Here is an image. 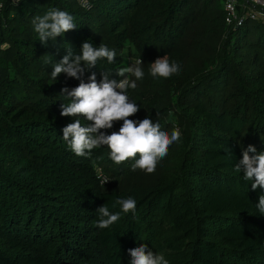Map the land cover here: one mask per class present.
<instances>
[{"label": "trees", "instance_id": "1", "mask_svg": "<svg viewBox=\"0 0 264 264\" xmlns=\"http://www.w3.org/2000/svg\"><path fill=\"white\" fill-rule=\"evenodd\" d=\"M50 8L77 28L45 46L32 20ZM85 41L117 55L84 82L102 71L120 79L125 58H141L144 77L128 90L140 111L129 118L179 130L153 173L115 164L106 146L77 156L63 140L74 118L60 115L70 102L61 89L81 81L50 72ZM163 56L181 71L153 78ZM248 145L264 151V21L228 25L222 0H0V264H130L140 244L168 264H264V189L234 171ZM128 197L134 213L95 226L98 207L117 212Z\"/></svg>", "mask_w": 264, "mask_h": 264}, {"label": "clouds", "instance_id": "2", "mask_svg": "<svg viewBox=\"0 0 264 264\" xmlns=\"http://www.w3.org/2000/svg\"><path fill=\"white\" fill-rule=\"evenodd\" d=\"M32 24L39 35V41L45 46L49 40L56 41L58 36L77 28L74 17L57 8H50L44 15L34 17ZM116 55L115 50H110L104 44L94 47L92 43L85 41L79 54L68 49L67 54L53 66L50 72L52 80L56 81L61 73H65L68 77L81 81L70 91L67 87L61 89V94L70 102L60 105V115L74 118L73 122L62 129V137L77 156L90 157L94 149L106 146L109 158L115 164L133 159L135 162L131 165L132 171L140 169L151 174L159 161L167 155L169 146L178 141L181 134L174 129L169 135L161 129L159 122H153L148 117L142 120L129 118L140 111V106L129 99L128 90H135L138 86L136 81L144 77L141 58L132 61L130 67L117 69L115 73L120 79H110L112 72L102 71L99 82L94 72L88 76V82H84L82 77L85 72L96 67L99 60L106 58L109 63H113ZM180 71L181 66L177 62H170L166 56L158 57L150 63L149 69L153 78L164 79L179 74ZM80 118L87 123L82 125ZM120 121L122 124L119 131L111 134L102 131L112 129ZM256 151L253 145H248L242 151V159L234 167L237 173L243 172L244 180L254 181L253 190L257 187L264 189V151L250 155ZM117 206V212L111 211L108 204L98 207L95 226L99 229L109 228L120 219L121 212L134 213L136 200L131 197L117 198L112 208ZM256 208L264 214V195L259 196ZM128 253L131 257L130 264H168L164 255L149 250L146 244L131 248Z\"/></svg>", "mask_w": 264, "mask_h": 264}, {"label": "built area", "instance_id": "3", "mask_svg": "<svg viewBox=\"0 0 264 264\" xmlns=\"http://www.w3.org/2000/svg\"><path fill=\"white\" fill-rule=\"evenodd\" d=\"M79 2L83 6L87 5V0H79ZM222 4L224 20L228 25L238 27L249 20L264 21V0H222ZM131 65L132 61L129 62V67ZM99 176L102 183L109 181L104 175Z\"/></svg>", "mask_w": 264, "mask_h": 264}, {"label": "rangeland", "instance_id": "4", "mask_svg": "<svg viewBox=\"0 0 264 264\" xmlns=\"http://www.w3.org/2000/svg\"><path fill=\"white\" fill-rule=\"evenodd\" d=\"M132 57L131 56H128L127 58H125V66L124 67H128L129 66V62L132 61Z\"/></svg>", "mask_w": 264, "mask_h": 264}]
</instances>
